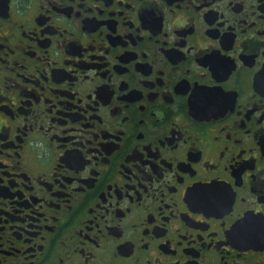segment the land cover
Listing matches in <instances>:
<instances>
[{
	"label": "flooded vegetation",
	"instance_id": "1",
	"mask_svg": "<svg viewBox=\"0 0 264 264\" xmlns=\"http://www.w3.org/2000/svg\"><path fill=\"white\" fill-rule=\"evenodd\" d=\"M0 264H264V0H0Z\"/></svg>",
	"mask_w": 264,
	"mask_h": 264
}]
</instances>
